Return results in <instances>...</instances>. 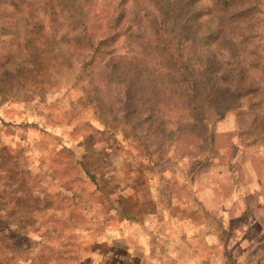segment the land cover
<instances>
[{"label":"rangeland","instance_id":"1","mask_svg":"<svg viewBox=\"0 0 264 264\" xmlns=\"http://www.w3.org/2000/svg\"><path fill=\"white\" fill-rule=\"evenodd\" d=\"M0 264H264V0H0Z\"/></svg>","mask_w":264,"mask_h":264}]
</instances>
